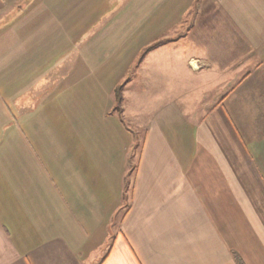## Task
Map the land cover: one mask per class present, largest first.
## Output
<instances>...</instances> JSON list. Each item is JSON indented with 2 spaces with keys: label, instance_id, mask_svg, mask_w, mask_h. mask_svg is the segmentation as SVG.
Returning a JSON list of instances; mask_svg holds the SVG:
<instances>
[{
  "label": "crops",
  "instance_id": "1",
  "mask_svg": "<svg viewBox=\"0 0 264 264\" xmlns=\"http://www.w3.org/2000/svg\"><path fill=\"white\" fill-rule=\"evenodd\" d=\"M0 264H264V0H0Z\"/></svg>",
  "mask_w": 264,
  "mask_h": 264
},
{
  "label": "rangeland",
  "instance_id": "2",
  "mask_svg": "<svg viewBox=\"0 0 264 264\" xmlns=\"http://www.w3.org/2000/svg\"><path fill=\"white\" fill-rule=\"evenodd\" d=\"M87 45V43H82V51L85 46L87 47ZM107 48L114 52L117 51L120 53L122 51L121 44L117 42L108 43ZM133 59H135V54L130 57V63L134 61ZM109 61L113 62V68L119 71V69L121 68L119 63L120 60L117 61L114 56ZM118 87H120V85H118ZM118 107L119 103L117 105V108ZM64 118L66 119L67 116H64ZM119 122L120 121H118L117 117H114L113 121H110L98 116V118L94 119L92 122V126L96 127L95 130L90 131L86 135L88 136L86 137V140L81 139L78 141L80 144H82V146L84 143L86 145L87 150L91 149L94 153L96 152L98 158L100 157L102 152H106L107 155L113 154L114 158L119 159V162L122 163L123 170L121 171V174H118V170L115 169L112 172L113 176H111L113 179H119V181L123 185L122 201L123 204H125L128 200V192L134 177L135 160L137 157V149L140 140L137 138V136H135V138H127L126 133L121 130ZM123 149L126 153V165L123 161H120L121 152L123 151ZM125 155H122V158Z\"/></svg>",
  "mask_w": 264,
  "mask_h": 264
}]
</instances>
